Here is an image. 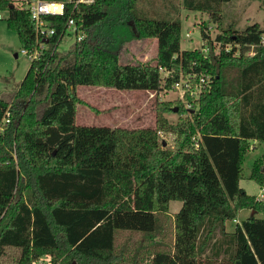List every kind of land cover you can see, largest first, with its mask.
I'll use <instances>...</instances> for the list:
<instances>
[{
  "label": "trees",
  "instance_id": "trees-1",
  "mask_svg": "<svg viewBox=\"0 0 264 264\" xmlns=\"http://www.w3.org/2000/svg\"><path fill=\"white\" fill-rule=\"evenodd\" d=\"M231 1L183 3L221 27L223 5ZM0 11L22 49L34 46L35 24L25 6L0 0ZM70 17L85 38L54 51L55 36L14 98H0V123L11 111L0 142L16 155H0V264H264V218L257 216L264 215V202L240 185L250 142H264V22L215 37L204 24V53L181 49L178 18L142 15L136 0H96L76 10L67 5L64 16L50 19L58 34ZM132 21L138 35L129 28L119 43L157 39L156 64H122L117 48L104 39L105 28L110 40L113 27ZM226 44L239 45V55L235 47L226 52ZM252 46L255 56H246ZM161 68L174 76L164 80ZM180 72L209 77L186 123L169 124L164 112L183 110L166 102L155 128L77 124L78 87L161 93L172 90ZM161 131L179 135V148L164 149ZM250 178L264 188V155ZM171 202L182 203L173 222ZM245 209L254 215L227 231ZM124 233L138 240L119 246Z\"/></svg>",
  "mask_w": 264,
  "mask_h": 264
},
{
  "label": "rangeland",
  "instance_id": "rangeland-1",
  "mask_svg": "<svg viewBox=\"0 0 264 264\" xmlns=\"http://www.w3.org/2000/svg\"><path fill=\"white\" fill-rule=\"evenodd\" d=\"M14 1L17 6H22L27 0ZM136 8L142 15L149 17L169 14L172 18H178L182 24L181 49L188 51L197 49L203 51L204 47H208L201 35V28L204 24L209 26L211 36L215 37L217 34L223 33L224 30L231 28L242 30L249 24L264 22V3L261 0H233L223 5V24L221 27H218V24L213 22L207 13L187 10L184 7L183 0H136ZM0 15V98L12 100L30 68L31 61L22 54V44L17 33L8 28L7 14L0 11ZM129 28L134 34L138 35L137 26L133 21L130 25L127 22V26L113 27L112 29L116 31L110 40H108V31L111 29L105 28L103 30V33H105L103 35L104 39L113 43L112 47L117 48L120 62L122 64H156L158 55L157 39L138 36L125 41L124 44L119 43L123 37L131 32ZM188 34L190 37H187ZM73 42H75L73 35L66 36L59 46V50L68 49ZM215 48L218 54L220 46L217 45ZM250 52L251 50H247L245 55L250 56ZM251 56H255V52ZM187 94L190 93L174 91L173 89L156 93L141 90L121 91L105 87L80 86L77 89V95L82 102L78 105L77 122L79 125L107 126L110 128H155L159 107L162 103L167 102L172 106L179 103L183 110L179 112V109L177 111L172 109L163 114L169 124L176 126L186 123V120H190L193 116L190 112L198 110L196 101L189 96L185 97ZM186 103H191V108H188L189 106L187 107ZM27 122H32V118ZM5 130L0 132V138L1 136L6 137ZM159 138L166 144L162 146L164 149L176 150L179 148V135L161 131ZM250 144H254L255 148H251V146V149L244 154L240 185L249 196L258 197L264 194L262 192L264 188L251 179L250 175L255 162L264 155V142L251 141ZM0 148H2L0 155L9 152L15 158V151L10 149L9 146H4L3 142H0ZM261 202H264V199ZM261 204L264 205V203ZM181 206V202H171L169 216L172 222L174 214L179 211ZM251 214L252 211L248 209L240 211L234 222L227 223V231L232 232L239 221H244ZM258 216L264 218L263 214H258ZM172 235L173 230L169 232V237ZM127 240H138V235L120 234L118 245L121 246ZM13 255L14 253L10 252L5 260L8 261L9 257ZM45 261L48 262L49 258H46ZM75 262L78 264L77 260Z\"/></svg>",
  "mask_w": 264,
  "mask_h": 264
},
{
  "label": "built area",
  "instance_id": "built-area-1",
  "mask_svg": "<svg viewBox=\"0 0 264 264\" xmlns=\"http://www.w3.org/2000/svg\"><path fill=\"white\" fill-rule=\"evenodd\" d=\"M96 0H64V1H49V0H27L24 4L25 8L28 10L30 19L35 24L36 34H35V44L30 48H23L22 54L25 55L31 64L34 62H40L45 56L46 52L50 49L52 45V40L55 36H58L57 41H55L54 51L59 49L66 36L73 35L74 39L81 41L85 38L79 24L74 17L68 18L65 22L64 29L58 34V30L54 27L53 22L50 20L52 17H62L65 15L67 5L72 6L73 10H76L81 5H91ZM62 6V7H61ZM1 18V15H0ZM187 37H190L189 34ZM206 42V40L204 39ZM264 43V39L262 41ZM217 45V43H216ZM221 47V44H219ZM237 48L235 53L236 56L239 55V45L226 44L225 50L230 52L233 48ZM254 46L251 47L250 56L254 54ZM232 49V50H231ZM208 47H204V53H208ZM162 77L164 80L174 76V70H169L167 68H161ZM196 74H184L180 72L179 80L176 81L172 87L175 91H184L187 94L185 97L189 96L194 101H197L202 92H205L208 88V79L206 75H201L200 79H197ZM188 108H191V103H186ZM11 122V111L10 108L4 116L2 122L0 123V132H3L5 126ZM161 134V133H160ZM195 148L199 149L201 135L198 134L197 137L193 138ZM260 197V198H259ZM257 197L258 200L264 199V194ZM43 260L39 261L37 264H42Z\"/></svg>",
  "mask_w": 264,
  "mask_h": 264
},
{
  "label": "crops",
  "instance_id": "crops-1",
  "mask_svg": "<svg viewBox=\"0 0 264 264\" xmlns=\"http://www.w3.org/2000/svg\"><path fill=\"white\" fill-rule=\"evenodd\" d=\"M77 124H78V122H77ZM78 125H79V124H78ZM83 126H85V125H83ZM255 142H256V141H255ZM251 146H252L251 148H255L254 144H253V145L251 144ZM262 192H264L263 189H262ZM262 195H263V194H261V196H262ZM258 197H259V196H258ZM257 216H258V215H257ZM248 217H249V216H247V218H248ZM258 217H259V216H258ZM239 223H241V222L239 221ZM230 232H231V231H230Z\"/></svg>",
  "mask_w": 264,
  "mask_h": 264
},
{
  "label": "water",
  "instance_id": "water-1",
  "mask_svg": "<svg viewBox=\"0 0 264 264\" xmlns=\"http://www.w3.org/2000/svg\"><path fill=\"white\" fill-rule=\"evenodd\" d=\"M130 24H132V22ZM175 110L177 111V108H175ZM165 145H166L165 142H163V146H165ZM252 215H254V212H252ZM74 264H76V263H74Z\"/></svg>",
  "mask_w": 264,
  "mask_h": 264
},
{
  "label": "clouds",
  "instance_id": "clouds-1",
  "mask_svg": "<svg viewBox=\"0 0 264 264\" xmlns=\"http://www.w3.org/2000/svg\"><path fill=\"white\" fill-rule=\"evenodd\" d=\"M62 7V6H61Z\"/></svg>",
  "mask_w": 264,
  "mask_h": 264
}]
</instances>
